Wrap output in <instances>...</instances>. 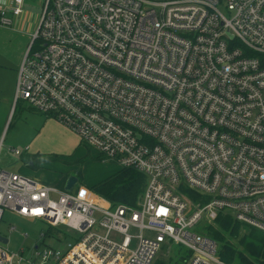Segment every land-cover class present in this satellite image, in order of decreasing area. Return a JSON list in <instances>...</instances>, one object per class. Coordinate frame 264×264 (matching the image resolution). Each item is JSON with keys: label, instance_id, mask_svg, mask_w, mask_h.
Returning <instances> with one entry per match:
<instances>
[{"label": "built area", "instance_id": "2783aa9c", "mask_svg": "<svg viewBox=\"0 0 264 264\" xmlns=\"http://www.w3.org/2000/svg\"><path fill=\"white\" fill-rule=\"evenodd\" d=\"M23 2L0 8V26ZM22 101L147 182L136 206H113L0 168V222L9 209L69 238L34 259L0 242V264H153L170 243L184 264H229L208 224L264 232V0H45Z\"/></svg>", "mask_w": 264, "mask_h": 264}, {"label": "rangeland", "instance_id": "374dc122", "mask_svg": "<svg viewBox=\"0 0 264 264\" xmlns=\"http://www.w3.org/2000/svg\"><path fill=\"white\" fill-rule=\"evenodd\" d=\"M44 2L45 0H24L22 13L19 16L7 14L13 22L11 26H0V49H2L0 60L3 56H12L17 49L23 48V45H25V54L38 27ZM8 6L9 0H0V8H7ZM29 26L32 33H30ZM1 30H9L12 34ZM22 104L25 110L22 112L17 110L14 116L11 115L4 130L1 139L3 145H0V168L28 177L42 186L55 187L59 190H64L67 175H79L80 180L74 190L80 186L92 190L94 185L119 170L120 167L117 163L106 160L94 147L81 143L78 135L65 125L68 131H54L47 137L39 136L34 141L33 139L38 133V125L35 124L38 118L34 120L29 117L31 115L32 117H41V115L31 111L26 101H22ZM50 120L55 121L51 117ZM61 144L67 147L57 149V146ZM26 145L31 146L30 152H33L34 158L37 160H33L30 158L31 155H26V153L23 156H18L12 151V149L23 151ZM34 145H36V149ZM32 162L38 164V167H32ZM181 191L188 198L192 197L187 189H181ZM47 228L46 223L42 221L26 218L5 209L0 222V235L6 237L8 243L1 244L13 252L24 250L25 256L33 259L36 246H39L40 250L51 247L65 253L68 249L69 238L60 240L53 233L42 236V230H47ZM60 228L62 227H52L51 229L59 231ZM60 230L64 231V228ZM187 252L183 246L170 243L159 250L155 256V261L172 259V264H179L187 256Z\"/></svg>", "mask_w": 264, "mask_h": 264}, {"label": "trees", "instance_id": "16d2710c", "mask_svg": "<svg viewBox=\"0 0 264 264\" xmlns=\"http://www.w3.org/2000/svg\"><path fill=\"white\" fill-rule=\"evenodd\" d=\"M79 178V175L77 176ZM80 180V179H79ZM147 179L133 168H120L117 172L93 186L92 190L110 201L113 206H136ZM205 232L219 244V256L229 264H264V232L234 222L229 216H219L208 224ZM58 235L49 229L47 234ZM187 257V256H186ZM185 257V258H186ZM185 258L179 264H184ZM153 264H172V259L156 260Z\"/></svg>", "mask_w": 264, "mask_h": 264}, {"label": "crops", "instance_id": "0c3cea01", "mask_svg": "<svg viewBox=\"0 0 264 264\" xmlns=\"http://www.w3.org/2000/svg\"><path fill=\"white\" fill-rule=\"evenodd\" d=\"M29 29H30V33H32L30 26H29ZM1 31L6 32L8 34H12V32L9 30H1ZM24 48H25V45H23V48L17 49V51H15V53L12 56L10 55L7 57L3 56L2 60H0V145H3V143L1 144V141H2L1 139L3 136L4 130L7 124L9 123V119L11 115L14 116L17 110H20L21 112L25 110L21 102L14 108V97H15V90H16V84H17L18 70H19L20 64L24 56ZM1 50L2 49H0V51ZM29 109L35 112V114L41 115V117H34V116L32 117V115L29 117L34 120L35 118H38L37 121L35 122V124L38 125V130H37L38 133L36 134V137L33 139L34 141L39 136L47 137L48 134H51L54 131L55 132L56 131L58 132L60 130L68 131V129L64 125H62V123L59 122L58 120L52 118L55 120L52 122L50 120V117H47L46 115L42 113L36 112L32 110L31 108ZM54 122H58V123H54ZM54 126H57V127H54ZM26 146L29 147V150L27 152L24 151L23 154L20 156H23L26 153V155H31L30 158H32L33 160H37L36 158H34L33 152L32 153L30 152L32 149L31 146L30 145H26ZM65 147L67 146L64 144H61L57 146V149H63ZM34 148L36 149V145H34ZM37 165L38 164H35V162L34 163L32 162V167H36ZM70 175H76V174H70ZM69 176L67 175L66 178H68Z\"/></svg>", "mask_w": 264, "mask_h": 264}, {"label": "water", "instance_id": "95a60500", "mask_svg": "<svg viewBox=\"0 0 264 264\" xmlns=\"http://www.w3.org/2000/svg\"><path fill=\"white\" fill-rule=\"evenodd\" d=\"M79 178L76 175H70L64 184V190L71 192L73 188L78 184ZM0 242L1 243H8V239L3 235H0Z\"/></svg>", "mask_w": 264, "mask_h": 264}]
</instances>
